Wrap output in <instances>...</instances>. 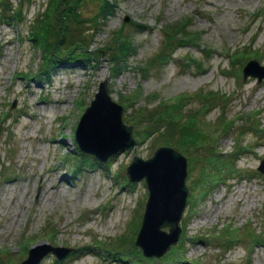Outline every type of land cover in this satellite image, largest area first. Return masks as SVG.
<instances>
[{
	"label": "rangeland",
	"instance_id": "obj_1",
	"mask_svg": "<svg viewBox=\"0 0 264 264\" xmlns=\"http://www.w3.org/2000/svg\"><path fill=\"white\" fill-rule=\"evenodd\" d=\"M5 1L16 0H0V264H18L46 244L71 249L46 251L35 264H264V172L256 168L264 159V77L241 79L246 60L264 65V0H111L94 29L88 16L100 0H81L75 11L90 58L44 72L49 57L27 28L43 0L22 1L13 25ZM179 20L196 41L144 64L161 27ZM118 28L132 49L112 73L101 50H115L108 44ZM104 77L125 123L134 107L183 94L179 113L193 110L212 132L204 143L210 162L201 148L174 146L186 158L187 193L177 238L159 255L138 253L133 242L146 187L128 180L125 166L169 140L155 130L141 136L142 123L131 122L134 144L105 160L75 151L74 127Z\"/></svg>",
	"mask_w": 264,
	"mask_h": 264
},
{
	"label": "water",
	"instance_id": "obj_2",
	"mask_svg": "<svg viewBox=\"0 0 264 264\" xmlns=\"http://www.w3.org/2000/svg\"><path fill=\"white\" fill-rule=\"evenodd\" d=\"M246 75L254 76L259 81L264 77V65L254 59L246 60L241 67V79ZM121 111L122 105L108 94L106 78L100 79L73 130V139L79 151L105 160L108 155L133 145L132 125L122 120ZM256 168L264 172L263 158ZM125 174L128 180L142 178L146 187L133 242L143 255H159L176 240L179 232L177 222L187 193L184 182L186 158L175 147L160 144L147 157L132 155L125 166ZM69 249L67 246L46 244V248L36 255L28 249L27 256L18 264H35L46 251L59 257Z\"/></svg>",
	"mask_w": 264,
	"mask_h": 264
},
{
	"label": "trees",
	"instance_id": "obj_3",
	"mask_svg": "<svg viewBox=\"0 0 264 264\" xmlns=\"http://www.w3.org/2000/svg\"><path fill=\"white\" fill-rule=\"evenodd\" d=\"M22 1L24 0H16L14 5H11L7 1L2 3L4 6H7L5 8L8 12V16L5 19L7 23L10 21L11 24L13 21L16 22L21 19V15L23 14ZM79 2L81 0H43L42 9L36 11L27 26L28 35L33 39L32 41L35 43L38 42L43 52H46L47 57H49V61L42 69V72L46 71L48 67L58 61H81L90 58L86 53L89 39L87 33H84L83 25L79 23L83 18L75 11V8L79 6ZM98 5L96 11L90 13L88 16V19L92 20L93 23L91 29H94L97 21L104 19L105 14L110 11L113 4L111 0H100ZM76 16H78V20L75 19ZM185 27L186 25L180 20L174 22V24L167 23L161 27L162 37L160 46L153 55L146 59L144 64H149L152 61L161 64L169 58L173 49L176 47L189 45L190 41H196L197 34L188 33ZM108 45H112L111 47L113 49L116 47L115 50L102 48L101 51L106 54V58L111 64V72L115 73L118 71L119 62L123 60V56L126 53L131 51L132 45L128 36L120 32V28L112 31L111 40ZM100 53L96 52L95 55L98 56ZM144 66L146 65L141 67L142 71L146 70ZM214 96H216V93L212 92L209 97L213 98ZM187 101V96L180 94L170 102L160 101L157 105L149 108L146 106L133 108L132 104L129 103L128 106L133 108H131L133 111V121L130 120L129 123H142V128L135 130L141 136L149 135L148 133H152L155 130L159 131L158 134L163 139L169 140V142H166L171 146L178 148L185 147L192 150H195L197 147L201 148L206 153L204 161L210 162L213 156H210L204 143L212 137V132L203 129L202 125L197 123L198 121L194 116L190 115V113L194 112L193 110L187 109L182 114L179 113V109ZM204 102L206 100H202L201 104H204ZM145 119L147 122L143 124ZM224 123L228 126L232 125H229L225 119ZM74 147L75 151L79 152L75 142ZM138 253H141L140 249H138Z\"/></svg>",
	"mask_w": 264,
	"mask_h": 264
},
{
	"label": "bare ground",
	"instance_id": "obj_4",
	"mask_svg": "<svg viewBox=\"0 0 264 264\" xmlns=\"http://www.w3.org/2000/svg\"><path fill=\"white\" fill-rule=\"evenodd\" d=\"M211 1H212V0H203V3H211ZM18 92H19V91H18ZM25 114H27V113H25ZM28 114H29V113H28ZM28 114H27V115H28ZM36 117H37V116H36ZM30 118H32V117H30ZM23 121H24V120H23ZM28 136H29V135H28ZM19 137H21V135H19ZM46 171H47V170H46ZM47 172H48V171H47ZM224 182H225V181H224ZM194 204H195V203H194ZM1 230H2V229H1ZM255 233H256V232H255ZM261 236H262V235H261ZM195 251H197V249H196ZM195 253H196V252H195ZM183 261H184V260H183ZM140 262H141V261H140ZM184 262H186V261H184ZM131 263H132V262H131ZM138 263H139V262H138ZM138 263H137V264H138Z\"/></svg>",
	"mask_w": 264,
	"mask_h": 264
}]
</instances>
